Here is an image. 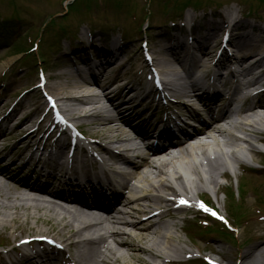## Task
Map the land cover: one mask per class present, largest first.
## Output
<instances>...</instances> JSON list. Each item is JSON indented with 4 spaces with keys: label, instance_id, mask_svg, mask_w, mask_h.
I'll list each match as a JSON object with an SVG mask.
<instances>
[{
    "label": "bare ground",
    "instance_id": "obj_1",
    "mask_svg": "<svg viewBox=\"0 0 264 264\" xmlns=\"http://www.w3.org/2000/svg\"><path fill=\"white\" fill-rule=\"evenodd\" d=\"M223 23L217 24L221 27L212 24L197 47L178 42L155 52L153 61L161 67L165 91L178 98L172 108L180 112L193 110V115L198 117L201 107L213 112V103L224 98L223 92L217 89L211 95L206 86L199 84V76L194 79L193 71L215 70V80L208 86L223 83V87L233 89L223 112L214 115L202 129L177 142L172 131L161 129L156 145L148 144L150 132L156 130L159 123L139 133L133 119L126 116L127 109L118 104L120 94L110 93L111 82H101L100 77L108 70L104 66L118 61L119 57L112 50L108 51V56L114 55L111 60L105 65L89 64L84 74L79 64L89 63V59L73 61L77 72L65 73L71 77L72 85H68L66 95L58 96L59 101L63 107L71 104L63 108L67 116L93 120V124L102 127L103 132L90 136L94 139L93 151L88 152L92 162L97 161L101 166L91 171L88 161L79 156L71 159L60 156L61 160L55 161L52 169H59L61 173L70 169L71 186L82 195L25 183L10 174L9 169L0 168V228H9L14 235L21 224L31 219L36 224L49 223L54 228L61 227L53 239L64 246L62 251L52 249L44 251L42 256L34 252L16 259L12 255L16 250L11 248L0 255L2 262L6 257L12 264H59L60 257L66 253V264H168V256L180 255L178 232L181 229L175 219L183 209L173 206L174 199L182 200L181 191L187 193L192 189L201 200L208 185L219 191L218 179L226 176L228 166L224 158L240 165L245 156L252 160L256 157V143H264V99L249 100L247 93L249 88L264 80V41L259 36L251 38L249 32H244L243 25L235 21L228 35L232 53L220 59L208 45L215 39V31L224 32ZM122 82L126 92L132 89L126 86L128 81ZM149 98L147 96L146 100ZM243 100L248 101L245 106L241 105ZM128 105L130 102L125 107L129 108ZM130 112L135 113V108L131 107ZM151 117L143 123L150 122ZM62 138L66 141L63 143L72 144L69 138L64 135ZM34 139V133H30L18 147L29 150L37 143ZM65 144L59 146L63 148ZM115 147L121 152H116ZM246 148L250 155L244 154ZM81 172L84 173L82 182L78 181L82 178ZM50 173L55 172L51 170ZM116 178L123 181L119 183ZM87 187L107 190L113 199L110 203L100 202V198L90 203L83 194ZM125 191H130L128 198L133 193L138 197L124 200ZM89 195L97 196L91 190ZM135 213L138 214L136 218ZM142 253L148 254L149 259L144 260Z\"/></svg>",
    "mask_w": 264,
    "mask_h": 264
},
{
    "label": "rangeland",
    "instance_id": "obj_2",
    "mask_svg": "<svg viewBox=\"0 0 264 264\" xmlns=\"http://www.w3.org/2000/svg\"><path fill=\"white\" fill-rule=\"evenodd\" d=\"M72 1L0 0V20L9 16L20 17L22 15V23H20L22 39L31 37V40L38 45V49L33 48V53H30L32 55L27 58L25 53L13 52L10 46H13L14 43L0 46V168L9 169L10 174L15 175L22 182L38 186L45 184L34 172L38 170L39 165L35 166L34 161L30 164L25 163V157L27 158V154L23 153L25 148H19L18 144L29 135V131L45 127L44 124L37 126L41 111L37 112L36 110L39 109L40 102L44 100L42 93L48 92L58 99V96L67 94L68 85H72V80L65 73L77 72L72 64L73 61L79 58H88V65H105L108 60L113 58L112 56L119 57L118 61L104 66L108 70L100 77V80L104 84L111 82L110 93L120 94L121 97L117 99L120 107L126 106L130 102L129 108H135V113L131 114L130 110H127L125 114L133 119L134 126L141 131L142 126L149 128L151 124L150 122L141 123V118H147L149 115L144 114L147 111L144 108L150 106L149 103L141 102L146 88V74L149 72V70L146 72L141 68L144 64L143 47L146 41L152 57L156 56L155 52L167 49L178 42H184L188 47L198 46L212 24L221 27L217 24H220L222 19H226V21L238 20L244 30L248 28L250 30L253 26L254 31H250V35L253 38L258 36L264 38V25L259 24V20H264V8H258V3L255 0H205L207 4L203 9L189 8L180 20L171 17L173 15L170 8L173 5H167L168 9H166L161 0H151L150 4L149 0H81L89 2L88 5L93 7L92 10L85 11L78 16L70 14L63 18L67 14L68 4ZM112 1H120L121 9L115 7L111 3ZM177 1L180 4L188 1L192 7H199L197 5L199 0ZM249 11L254 14H249ZM144 12L149 15L147 21L143 19ZM149 12L151 13L149 14ZM133 13L134 16H132ZM189 20L192 24L191 32L186 29ZM48 22L55 23L57 27L61 26L60 28L64 29V32L59 33L55 31L56 29L46 27ZM7 24H0V35L8 34L7 32L12 33L11 29H17L14 24ZM123 34L127 37L126 41H121L123 50L119 54L116 52L108 57V51H111V48L119 42ZM225 38L226 34L218 35L215 41L210 42L209 50H212L215 45V53L222 51ZM26 46V49L30 47L28 44ZM121 63H125L124 66L120 67ZM81 65L82 70L88 69ZM154 65L161 70L156 62ZM39 70H43L46 77L47 84L44 87H41L39 83ZM213 74L214 70L212 69L203 72V76L207 79L211 78ZM123 80L128 81L126 86L132 89H128L126 92V89H123ZM37 97H40V102ZM261 97L264 98V95L262 94ZM152 99L155 100V97ZM225 102L224 100L215 108L222 112ZM70 105L69 103L67 107ZM67 107L64 108L67 109ZM122 109L125 110L126 107ZM170 112L169 107L163 108L158 115L155 112V116H157L152 123L161 122L158 126L161 129L164 125V115ZM204 114L207 118L210 116L207 113ZM187 115L192 116L193 112L190 111ZM139 118L141 121H138ZM74 122L89 138L97 132H103L102 127L93 124V120L74 119ZM42 136L44 137V134ZM54 140L50 139L48 145L55 147L57 140ZM89 141L90 139L84 137L78 150L87 148ZM59 142L61 141L58 140ZM258 147L262 156L252 160V165L255 168H261V165L264 164V144L259 143ZM21 153L24 154L23 157L20 155ZM247 162V158H244L240 165L231 162L233 169L226 173L225 177L218 179L220 190H214L212 186H209L202 192L204 200L219 209L233 225H242L235 227L234 230L237 243H232L219 236L210 238L205 233L199 240H191L189 233L180 230L178 245L182 250L194 255H197V251H199L200 255L219 260L221 264H264V211L256 208V206H260L256 202V195H264V172L259 171L260 174L247 173ZM243 184L246 186V195L244 200H239L240 203L238 201L236 204L243 206L242 213L247 214V219L235 220L230 214L232 206L235 204L230 197V192L239 195L238 192L242 191ZM126 199L127 195L124 193V200ZM134 216L136 218L138 214L135 213ZM203 218V215H199L196 220ZM175 221L181 229L182 221L179 218H176ZM198 230L201 233L204 231L203 229ZM60 231L61 227L54 228L52 224L43 222L36 224L35 220L31 219L27 224H21L14 235H12L11 229L0 228V244L15 245L23 238L36 235L55 237ZM72 253H74V249ZM141 257L144 260L149 259L148 254L142 253Z\"/></svg>",
    "mask_w": 264,
    "mask_h": 264
},
{
    "label": "trees",
    "instance_id": "obj_3",
    "mask_svg": "<svg viewBox=\"0 0 264 264\" xmlns=\"http://www.w3.org/2000/svg\"><path fill=\"white\" fill-rule=\"evenodd\" d=\"M255 1H257V3H258V5H257L258 8H264V0H255ZM189 3L190 2L186 1L184 4H182L180 6V11H182L184 8H186L188 5H190ZM253 3H254V1H253ZM199 4H201V3H199ZM79 9L80 8L77 5H74V6L71 7V10L72 11H79ZM10 43H11V40L10 41H7V44H10ZM14 48L16 49L15 51H17V52L23 51L24 50V44L19 42V43H17L15 45Z\"/></svg>",
    "mask_w": 264,
    "mask_h": 264
},
{
    "label": "snow or ice",
    "instance_id": "obj_4",
    "mask_svg": "<svg viewBox=\"0 0 264 264\" xmlns=\"http://www.w3.org/2000/svg\"><path fill=\"white\" fill-rule=\"evenodd\" d=\"M182 203H186V201H181ZM201 207H203V205H201ZM213 215H216L215 213H212Z\"/></svg>",
    "mask_w": 264,
    "mask_h": 264
}]
</instances>
